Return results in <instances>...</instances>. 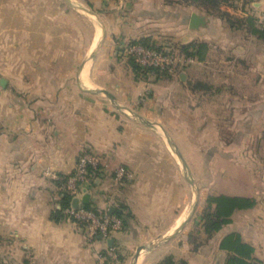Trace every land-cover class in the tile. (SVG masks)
I'll list each match as a JSON object with an SVG mask.
<instances>
[{"label": "crops", "instance_id": "1", "mask_svg": "<svg viewBox=\"0 0 264 264\" xmlns=\"http://www.w3.org/2000/svg\"><path fill=\"white\" fill-rule=\"evenodd\" d=\"M32 1L0 0V235L13 244L8 247L10 264H98L110 246L126 255L168 235L151 249L142 250L136 264H158L167 255L185 259L188 264L197 260L205 264L200 252L196 255L186 249V244H181L185 245L182 249L175 244V240L180 241V231L176 230L188 218L187 209L193 200L192 184L185 174L192 170L190 160L179 146L185 166L170 146L167 136L177 138L164 131L162 119H153L145 107L135 110L138 88L118 79L124 68L112 53L115 42L107 36L105 25L101 32L105 40L95 59L76 70L64 71L61 61L65 56L60 48L63 20L48 17L47 0L44 5L40 0V4ZM96 1L105 9L102 13H110L112 26L120 21L121 14H128L127 10L152 4L133 0L122 12L118 9L120 0ZM252 5L262 9L264 0H253ZM158 7L169 10L164 5ZM179 10L185 13V22L188 20L187 38L200 37L203 27L192 29L189 24L194 12L204 15L191 7L180 6ZM96 37L88 45L86 53L90 55ZM38 46L44 54L38 53ZM38 59L43 62L35 61ZM103 61L108 64L103 66ZM69 75L72 83H65L64 77ZM121 104L145 119L118 113ZM84 151L95 155L99 165L94 181L79 197L88 194L87 205L98 211L109 213L113 206L115 212L126 208L132 216L111 233L107 242L100 237L89 238L85 228L66 217L56 220L53 216L62 208L61 184L55 176L70 175ZM120 167L132 177L119 181L116 171ZM231 195L251 197L257 203L251 209L236 210L231 225L221 230V238L239 233L255 248L259 264H264V199L261 193L250 190ZM219 253L227 255L220 248ZM110 260L105 264H112ZM121 260L124 264L126 256Z\"/></svg>", "mask_w": 264, "mask_h": 264}, {"label": "rangeland", "instance_id": "2", "mask_svg": "<svg viewBox=\"0 0 264 264\" xmlns=\"http://www.w3.org/2000/svg\"><path fill=\"white\" fill-rule=\"evenodd\" d=\"M40 1L44 5L45 1ZM40 1L32 2L40 4ZM120 1L118 9L122 12L133 2ZM138 1L134 0V3ZM148 1L152 4L147 8H144L146 4H139L133 11L128 8V14H121L120 21L114 22L115 26H112L110 13L97 12L85 0H47L46 3L48 17L63 20L64 39L60 48L65 56L61 61L64 71L72 67L76 70L90 60V54L86 53L88 45L102 32V24L105 25L107 36L115 42L112 53L124 68L118 79L124 85L130 83L138 88L135 110L145 107L144 111L152 112L153 119H162L164 131L168 135L172 132L177 138L169 137L170 146L177 149L180 146L191 163L192 170L187 169L185 174L192 184L193 200L187 209L189 219L180 229L177 235L180 241L175 240V244L180 245V249L185 248L182 243L186 244V249L196 255L200 252L198 255L203 256L205 264H225L227 255L219 253L222 232L212 237L204 232L203 220L212 211L208 197L250 190L261 193L264 199V24L261 20L264 7L257 6V9L252 5L253 0H230L228 5L220 4L229 13L228 17L222 18L212 5L203 10L202 5L192 4L191 9L199 11L211 23L202 26L204 31L200 37L187 38L188 20L185 22V13L179 10L181 5H167L165 0ZM160 5L169 10H159ZM142 37L150 38L155 46L172 49L178 55H185L183 46L191 42H205L208 50L200 57L201 62L176 74L148 75L134 69L131 57L124 54V47ZM100 50L98 48L97 52ZM40 51L44 54V49ZM76 55L79 59H72ZM96 56L97 53L90 57L91 61ZM41 60L35 61L43 62ZM23 63L27 65V61ZM102 64L108 63L103 61ZM181 74L184 79L180 78ZM71 80L70 75L64 77L65 83H72ZM124 85L123 89L127 90ZM100 93L107 96L105 91ZM121 105L118 113L132 119H145L146 116ZM9 241L0 235V264H10L8 247L13 244ZM135 254L136 248L126 255L121 251L110 262L122 264L120 257L125 259L126 256L124 264H132ZM200 261L193 262L201 264Z\"/></svg>", "mask_w": 264, "mask_h": 264}, {"label": "trees", "instance_id": "3", "mask_svg": "<svg viewBox=\"0 0 264 264\" xmlns=\"http://www.w3.org/2000/svg\"><path fill=\"white\" fill-rule=\"evenodd\" d=\"M85 1L89 7L96 10L97 12H105L104 8H100L98 5H96V0ZM165 2L167 5L176 6L178 4L185 7H191L192 4L198 3L199 5H202L201 8H203V10H205V7L207 8V5H212L219 13H221L222 18L229 16V13L224 11L222 6L230 4V0H165ZM229 22L231 23L230 19ZM137 44L156 49L161 48V46H155L154 43H151V39L147 37H142L131 41L128 46ZM207 50L208 48L205 42H191L183 46V51L186 53L185 55L189 56L202 57L206 55ZM131 66L134 69H138L139 71H142L148 75H169V73L166 71H161L158 68L142 67L134 58H131ZM58 182L60 185L63 181ZM60 198V204L63 208L70 206L73 200V196L64 190L61 191ZM207 203L212 211L205 216L203 220V228L205 234H207L209 237H212L214 234L221 231L225 225L232 223V216L236 210L251 209L256 205L257 202L256 199L251 197L221 194L210 195L207 199ZM87 208L98 211L90 204L87 205ZM115 215L122 220L123 224H126L128 219L132 217L129 213H126V208L118 209L117 212H115ZM53 216L56 220L65 218V215L62 213V209L57 210ZM219 248L228 252L225 264H259L258 259L254 257L255 248L251 244L245 242L239 233L232 232L223 236L220 240ZM117 252L120 253L121 251L117 250ZM158 264H188V262L185 259H176L173 255H167L162 258Z\"/></svg>", "mask_w": 264, "mask_h": 264}, {"label": "built area", "instance_id": "4", "mask_svg": "<svg viewBox=\"0 0 264 264\" xmlns=\"http://www.w3.org/2000/svg\"><path fill=\"white\" fill-rule=\"evenodd\" d=\"M261 20L264 24V14ZM124 54L134 58L142 67L158 68L169 74H176L179 70L202 61V58L198 56L178 55L169 48L161 47L156 49L140 44L127 45V47H124ZM98 165L99 160L97 157L88 151H84L80 154L75 169L70 175L67 177L55 176L56 179L63 181L60 189L71 194L73 199L81 196L83 193L81 190L94 181L98 172ZM131 177L132 173L125 167H120L116 171V178L119 181L127 178L130 179ZM61 209L67 219L86 229L89 238L100 237L107 242L111 238L113 231L120 230L123 227L122 220L115 214H110L107 211H96L87 208V205H80L76 208L71 203L70 206L62 207ZM117 256L116 247L110 246L107 249L106 255L100 256L98 264H105L107 259H114Z\"/></svg>", "mask_w": 264, "mask_h": 264}, {"label": "water", "instance_id": "5", "mask_svg": "<svg viewBox=\"0 0 264 264\" xmlns=\"http://www.w3.org/2000/svg\"><path fill=\"white\" fill-rule=\"evenodd\" d=\"M92 15L95 16V18H96V15H95L94 12H92ZM93 18H94V17H93ZM206 23H207V20H206V17H205V16H201V15H199L198 13H195V12H194V13L191 15V20H190V24H189V25H190V27H191L192 29H197V28H199V27H201V26L206 25ZM102 39H103V34H102V37L100 38V40L98 41V43H97V45H96L94 51L91 53V55H90L91 58H93V57L95 56V54H96L98 48H99L100 45H101ZM90 57H89V59H91ZM5 82H6V81L3 80V81H2V84H5ZM105 92H106V91H105ZM106 93H107V92H106ZM107 94H108V93H107ZM167 139L169 140V137H168V136H167ZM174 148H175V152H176L177 155L181 158V160L183 161L184 165L186 166V163H185V161L183 160L182 155L180 154L179 150H178L175 146H174ZM196 199H197V197H196ZM88 203H89V195H88V194L84 195L83 197H75V198L73 199V201H72V205H73L74 207H76V208L79 207L80 205H82V206H86ZM115 211H116V208L112 206V207L110 208L109 213H110V214H114ZM188 219H189V218L186 219V221L183 223V225L181 226V228L187 223ZM181 228L177 229L176 232L180 231ZM169 237H170L169 235H168V236H165V237H162V238L159 239L158 241L152 243L151 246H145V245L140 246V247L137 249V251H136L135 258H134V261H133L132 264H136V263H137V260H138V258H139V256H140V253H141L142 250H144V249H151L153 246H155V245H157L158 243L164 241L165 239H168ZM109 242H110V244H111V243H112V240H110Z\"/></svg>", "mask_w": 264, "mask_h": 264}, {"label": "bare ground", "instance_id": "6", "mask_svg": "<svg viewBox=\"0 0 264 264\" xmlns=\"http://www.w3.org/2000/svg\"><path fill=\"white\" fill-rule=\"evenodd\" d=\"M100 38H101V32H99V33H98V35H97V37H96V41H95V42L97 43V41H99V40H100ZM96 43H95V45H97ZM188 212H189V211H188ZM186 215H187V214H186ZM186 217H187V216H186ZM178 227H179V226H178ZM173 231H174V230H173Z\"/></svg>", "mask_w": 264, "mask_h": 264}]
</instances>
